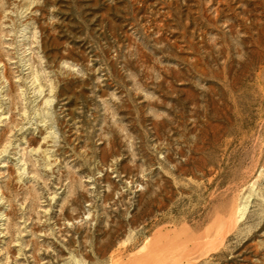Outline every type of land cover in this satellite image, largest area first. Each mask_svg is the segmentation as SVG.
Listing matches in <instances>:
<instances>
[{
	"label": "rangeland",
	"instance_id": "374dc122",
	"mask_svg": "<svg viewBox=\"0 0 264 264\" xmlns=\"http://www.w3.org/2000/svg\"><path fill=\"white\" fill-rule=\"evenodd\" d=\"M0 264H264V0H0Z\"/></svg>",
	"mask_w": 264,
	"mask_h": 264
}]
</instances>
